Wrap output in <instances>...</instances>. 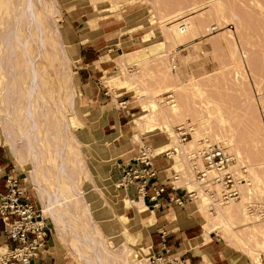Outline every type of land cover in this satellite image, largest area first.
I'll return each mask as SVG.
<instances>
[{"label": "rangeland", "instance_id": "obj_1", "mask_svg": "<svg viewBox=\"0 0 264 264\" xmlns=\"http://www.w3.org/2000/svg\"><path fill=\"white\" fill-rule=\"evenodd\" d=\"M27 1L22 0V9L19 12L16 10L17 0H13L12 6L10 8L8 6L9 9L5 7L6 9L0 10V67L4 74L3 77L5 76L1 78L0 85L6 82V85H1L0 90L5 85L6 91L4 90L3 94L4 98L7 99V105H12L11 107L15 112L17 111V115L19 112L20 116V110L24 108L26 103L22 96L26 97L24 95L26 89L23 87L27 82L28 71L26 67L29 69V63L16 48L18 47L17 41H13L11 35L14 31L10 33V30L12 31L14 26L21 29L26 25L25 19L29 13ZM53 4L57 9L54 7V16L50 20L49 26L52 34L58 36L61 46L58 47L55 41V43L52 42V45L46 44L44 50L47 53L44 52L46 61L43 59V63L50 72L51 85L55 81V83L59 82L58 86L61 85L62 87L60 90L63 92H60L59 99L62 98L60 101H64L62 103L64 116L60 115L61 120L58 118L55 121L50 117L48 109L44 110V115L50 120L52 129H56L59 121H65L64 124L70 129L67 130V134L72 139H68V143H74V145L69 144L71 147L69 149L71 166L68 165L69 163L67 165L62 164V161L60 165L62 169L66 165L67 174L75 179L74 184L78 188H76L75 198L84 194L89 196L92 194V196L97 197V193H100L97 189L98 177L94 173L95 169H93L97 159L91 155V149L97 150V147L96 149L89 147L82 140L93 141L94 146L97 144L94 120L101 112L97 109L98 103L87 104L82 96L75 62L76 49L74 41H71V37L75 33L70 27V19L75 16L72 12L74 7L90 11L96 19H108L107 22L114 24L111 27L117 30L115 33H118V36L123 33L130 34V41L123 45L116 42V48L115 46L112 47L111 63L109 64L111 70L107 74L109 94L105 98H115L117 102L130 101L128 106L138 105L139 111L135 110L138 115L143 108L140 114L151 116L150 121H146L147 128L152 127L154 131H160L166 136V141L169 139V130L176 134L177 127L188 129L190 136L187 140L180 141L179 138L178 140L184 144L195 138V142H192L193 145L186 144L184 146L186 150L189 149L186 151V156L182 157L192 174L191 177L195 180L192 168L196 167L200 171L203 170L202 161L197 153L205 145L228 152L230 157L229 168L234 172L237 179L242 178L244 180L238 184L240 197L237 200L222 201V188L218 184L216 186V183L199 185L197 182L198 185L190 186L189 184V186L191 190L197 193L196 208L202 215L204 222L207 221V218L212 219L210 222L213 224H210V229L214 236L234 250L244 253L256 264H260L259 255H264V218L260 216L255 221L252 215L258 214L251 213L252 215H249L247 206L251 204L264 205V0H53ZM149 11L153 12L152 18ZM18 15L24 17V22L15 23ZM171 16L182 17L187 22L195 21L199 31L194 32L192 29L191 33L193 32L194 35L191 34L189 38H193L191 42L178 46L174 44L175 42L164 39V31L170 27L166 18ZM159 21H163L162 26L159 25ZM189 26L193 28V26ZM174 29L177 30L176 27ZM157 41H164L165 49H168L166 50L168 51L166 57L159 59L160 57L155 55L154 58L149 56L146 57L147 59L144 58L145 60L140 59V54L146 52L143 46ZM33 61H35L33 63L35 67H38V62ZM63 65L68 68V73H66ZM7 80L9 81L7 82ZM56 80L58 81L56 82ZM9 88L10 93H8ZM15 88L17 89L15 90ZM45 89L42 86L41 91L44 92ZM21 93L23 94L21 95ZM10 95L11 97H9ZM11 100L14 102L12 103ZM66 103L69 105L67 106ZM19 104L22 106H18ZM171 105L178 106L176 114L172 112ZM17 107H19V111ZM39 115L41 114L39 113ZM13 126L14 124H11L8 128L9 130L12 129V134ZM36 133L40 139V133H42L40 126ZM14 136L17 134L14 133ZM18 141L20 146H25V143L19 138ZM50 141L51 147H54L52 140ZM60 142L58 145L61 144ZM1 147L8 154L6 147ZM191 155L197 157L192 159ZM78 157H81L83 166L78 163L80 160ZM77 159L79 160L77 161ZM12 164L18 166L13 160ZM42 165L44 167L43 178L47 180L45 183L43 182L44 179L41 178L42 184L48 192H52V185L56 183L55 168L48 167L43 161ZM172 169H174L172 171L178 172V169L173 167V163ZM17 170L22 175L20 177L22 185L30 188L31 183L26 177L25 171L18 168ZM208 177H212L210 172ZM188 181L189 179H186V182ZM111 186L113 187L110 185L109 188H112ZM127 188L130 189L129 199L134 200L140 196L132 186ZM87 190L89 192L85 193ZM207 205L210 207L208 208ZM215 205L217 206L215 207ZM79 207L70 209L72 218L68 219L69 226L75 220L73 216H78L81 210L80 205ZM229 207L231 208L228 209ZM216 208L222 210L221 216H217ZM227 209L229 211L225 213ZM95 210L94 213L97 216ZM79 216L77 219L80 221ZM250 216L252 221L247 220L246 223L245 219ZM45 220L49 224V221ZM89 220L92 222V219ZM137 220L139 219L135 218L124 222L120 218V222L114 223L113 227L119 226L121 231L124 230L128 233V236L125 235L126 232L122 233V236H118L117 245H114L113 239L107 236L108 233L113 232V227L110 231L99 233L107 244L118 252H122L125 249V243L129 241H135V244H139L135 240L139 234L136 231L140 228ZM84 224L85 227L83 224H77V228L80 229L78 233H75L79 234V237L76 236L79 241H82L81 235H83L84 228L89 233L88 222ZM67 232H70L69 229ZM140 233L147 235L145 228ZM145 244L142 241L141 246L134 245L139 253L144 255L143 257L145 254L141 253L143 249L141 247ZM85 252L87 257H93L91 250L88 249ZM144 252L146 253V250ZM157 256L162 255H155L154 257ZM150 257L151 255L146 257L147 261L144 264H148Z\"/></svg>", "mask_w": 264, "mask_h": 264}, {"label": "crops", "instance_id": "obj_2", "mask_svg": "<svg viewBox=\"0 0 264 264\" xmlns=\"http://www.w3.org/2000/svg\"><path fill=\"white\" fill-rule=\"evenodd\" d=\"M72 12L75 16L70 19V27L75 33L71 37V41H74L76 49L75 62L82 96L87 104L98 103L97 109L101 111V114L94 120V130L98 144L95 147H97V154L101 156L96 160V163L103 167V173L111 179L113 191L119 193L117 195L112 194L109 187L106 186L105 188L102 178L95 172L98 177L97 189L100 193H97V197L84 194L81 199L84 200L85 205H99V208L95 210L98 218L91 210L90 213L84 215L82 213L83 208H81L80 221L77 219L78 216L73 213L76 221L73 220L71 226L74 232H79L80 228H77V224L82 221L89 222L90 226L95 224L99 232L104 233V231H110L114 223L120 222L122 216H125L127 221L138 218L140 228L136 231L139 234H137L135 240L137 239L139 244H135L133 241H129L127 244L131 242L133 246H141L142 241L146 243L145 246L141 247L146 250V253L143 249V252L141 250L145 257L151 255L150 258H152L166 252L171 256L179 257L183 264H256L244 253L236 251L228 244L220 241L219 238L214 236L213 231L204 229L205 222L196 208L197 201L185 200L182 205H177L170 202L165 194H162L158 200H150L149 195L152 194V189L149 188L146 191L147 195L143 196V204L146 206L145 214L137 213L134 206L130 209L124 207L123 200L125 198H123L124 195L121 191L123 188L117 186L121 175H123L127 166L134 165V159L142 147L150 146L152 148L157 146L166 141V136L160 131H149L146 123H142L140 127L133 125V120L138 115V105L128 106L130 101L117 102L115 98H105L109 94L107 74L111 70L109 64L111 63L110 53L113 51L112 47L115 46L116 48L117 43L123 45L130 41V34L123 33L118 36V33H115L117 30L111 27L114 24L107 22L108 19H96L90 11H85L83 8L74 7ZM171 154L173 155H158L152 160V166L156 171V181L152 183L163 185L166 193L181 196L184 189L191 190L185 181L186 174L189 173L187 172V165L184 163L183 166L185 167L183 168H186V174L183 172L184 176L182 172L172 171L174 153ZM12 160L5 153L3 147L0 146V194L5 192L3 179L6 175L16 170L19 177L22 176L17 170V166L12 164ZM93 169L95 168L93 167ZM23 187L39 207L38 197L32 187L27 188L24 184ZM172 187L179 190L173 192L171 191ZM88 190L85 193H88ZM89 219H92L93 222H90ZM46 223L50 229L47 221ZM2 228L0 220V253L9 244ZM141 228L146 229L147 235H141ZM112 230L113 233H116L120 232L121 229H119V226L116 228L114 226ZM119 232L118 234L121 233ZM70 236L71 232H65L61 239H57L50 229L48 242L38 257V262L40 264H87L83 262V259L76 256L69 242ZM126 236H128L127 232ZM258 260L260 264H264V255L260 254Z\"/></svg>", "mask_w": 264, "mask_h": 264}, {"label": "bare ground", "instance_id": "obj_3", "mask_svg": "<svg viewBox=\"0 0 264 264\" xmlns=\"http://www.w3.org/2000/svg\"><path fill=\"white\" fill-rule=\"evenodd\" d=\"M12 2H13V0H0V10L5 8V7L8 8V6L10 8L12 6ZM17 2H18V6L16 7V10L19 12L22 9V0H17ZM27 5L29 8V13H28V17L25 19L27 21V23L24 26V28L18 29L17 27L15 28V26H14V29H12V31L10 30V33H12L14 31L13 34H11L13 36V38L10 36V39L12 38L13 41H15V42L17 41L18 47H16V46L15 47L19 49V52L22 54V56L24 58H26L28 60V63H29V69L26 67V69L28 71L27 72L28 76L26 75L27 76V82H26V84L24 83L25 87H23L24 84L22 86L23 88L26 89V94H24V95H26V97L22 96L25 98L26 103L24 104L25 105L24 108H22V110H20L21 116H20L19 112L17 115V111L16 112L14 111L13 107H11L12 105H10V104H8L9 106L7 105V99L4 98V94H3V92L5 90L4 86L6 85L5 84L6 82L3 83L5 85L0 90L2 92V93L0 92V146L6 147L9 157L17 163V165H18L17 168L19 170L25 171L26 177L30 180L31 187L38 197V203L40 204V207H41L40 209L43 212L44 218L49 221L51 231L55 235V237L57 239H61L62 235H64V233L67 232L69 229V231L71 232V237H70L69 242H70L71 247L75 251L76 256L78 258L83 259V262H85L87 264H109L108 262H110L112 264H144L147 261V258L143 257L144 255L142 256L139 253L137 248H135L133 246V243H131V242H130V244L125 243V245H124L125 249L122 252H118L115 248H113L109 244H107L105 239L99 233V230L97 229L95 224H93V226H90L89 222L87 224V222L81 220L82 222L89 225V226H87V228L89 227L88 228L89 233L86 232V228H85V230L83 231V235H81L82 241H79L76 238V236L79 237V234H76L74 232L72 226H69L68 219L72 218V214L70 212V209H72V207L73 208L76 206L79 207V205H80L81 208H83V211H82V209H81V211L85 215V213L88 214L90 212V210L94 211L99 205L98 204H88V205L86 204L85 205L84 200L81 199V197H78L80 195H78L77 198H75L76 197L75 196L76 188H77L75 186L76 184H74L75 179L74 178L72 179L71 177H69V175L67 174V171L65 169L66 165L68 163H69L68 165H70V161H71V159L69 157V149L71 148L69 146V144H71V142L68 143V139H72V138L69 137L67 134V130H70V129L68 128V126L66 124H64V122H65L64 120H63L64 122H62V121L61 122L59 121V123L57 122L58 125L55 124L56 129L55 128H54L55 130L52 129L51 124H50V120L44 115V113H45L44 110H46V109H48V112L50 113V117L55 119V121H56V119L59 118L60 115H63L62 114V109H63L62 103H64V101L61 102L60 99H62V98L59 99V95L61 92L60 89H62V87H61V85L58 86L59 82L55 83V81L51 85L50 72L47 69L48 67L45 66V64L43 63V59L45 60V57H46L44 54L46 44L52 45V42L55 41L56 45L58 47L61 46V44L58 40V36H55L54 34H52V30L49 26V22H50V20H52V18L54 16L53 14H54V10H55L54 9L55 5L53 4V0H28ZM149 13L151 14V18H152L153 12L149 11ZM18 16H17L18 19H15L16 20L15 23L20 24V23H22V21L24 22V17L22 15H18ZM174 18H175V16L174 17L171 16V17L166 18V21H168L167 24H170V27L165 29L166 33L164 31V34H163L164 39L167 41H169V40L173 41V42H175L174 44H176L178 46H183L186 43L191 42V40H193V38L189 39L191 34L194 35L193 32L191 33L192 29L194 30V32H197V31H199V27L197 26V24L195 25L194 20H192V22H187V20H184L182 17H177L175 19ZM179 22H181V23H179ZM161 24L163 25V21H159L160 26H162ZM189 25L193 26V28L190 27ZM0 26H1V24H0ZM175 27L177 30L174 29ZM160 36H162V35L160 34ZM143 47L146 50V52H144L143 54H140V56H139V58L143 59V60H145L144 58L149 57V56H152L154 58L155 55H157L156 57H160L159 59H164L166 57V52H168V51H166L168 49H165L166 45H165L164 41H157V42H153V43L150 42V44L148 43V45L143 46ZM50 48H52V47L50 46ZM61 50H63V49L61 48ZM59 52H57V53H59ZM61 53H62V51H61ZM62 55H63V53H62ZM26 59H25V61H26ZM31 59L36 60V62H38L39 68L35 67V65L33 64V63H35V61L32 62ZM61 59H62V57H61ZM155 60H156V58H155ZM23 62H24V60H23ZM164 62H165V60H164ZM48 65L50 66L49 62H48ZM63 66L65 67V65H63ZM65 69H66V73H68L69 72V70H67L68 68L65 67ZM3 75L4 74L2 72V68L0 67V81H1V78L3 77ZM38 76L40 79L38 78ZM14 79H15V77H14ZM8 81L9 80H7V82ZM17 81H18V79H17ZM57 81L58 80H56V82ZM3 84H1V85H3ZM1 85H0V87H1ZM16 86H17V84H16ZM42 86L44 88H46L44 92L41 91ZM56 86H57V88H55ZM65 88H67V87H65ZM16 89L17 88H15V90ZM62 92H63V90H62ZM8 93H10V88H9ZM71 93H70V95H71ZM22 94L23 93H21V95ZM9 97H11V95ZM23 100L24 99L22 98V101ZM11 102H12V100H11ZM13 102H14V100H13ZM20 105L21 104H19L18 106H20ZM66 105L68 106L69 104L66 103ZM177 107H178L177 105L176 106L171 105V109H172V112L174 114H176V112L178 110ZM18 108L19 107H17V109ZM64 108H66V107H64ZM18 111H19V109H18ZM39 113L41 115H39ZM147 116H150V115H147ZM147 116H146V114H139L138 116H136V118L134 120L132 119L133 125L140 127V125L142 123H146V121H150L151 116L150 117H147ZM59 120H61V117L59 118ZM38 122H39V125H38ZM11 124H14L13 134L11 132L12 129L11 130L8 129ZM39 126L41 127V130H42V133H40L41 134L40 139L37 137V133H36ZM147 129L149 131L154 130L152 127L147 128ZM170 131H172V130H169L168 141H165V142H163L157 146H154L152 148L150 147V148L152 151H154V153H160V152H163L166 150L174 149L176 151V153L174 154V158H173V167L178 169L179 172H182V173L184 172L186 174V172H185L186 168L185 169L183 168V167H185V166H183V163L185 164V160L182 157L186 156L185 155L186 151L189 148H187V150H186V148L184 146H186V144L193 145L192 142H195L194 141L195 138L184 143V144H181V142L178 140V137L176 136L174 131H172V132H170ZM14 133L17 134V136H14ZM18 138L20 141L22 140V142L25 143V146L19 145ZM50 140H52V143H53L55 148L51 147V141ZM82 141H84V143L89 145V147H92V148L95 147L93 142L90 140L87 142L86 139H83ZM59 142L61 143L60 145H58ZM71 145H74V143ZM188 146H190V145H188ZM190 147L192 148V146H190ZM77 148H75V149H77ZM95 149H96V147H95ZM91 150H92L91 155L94 158H96L97 160L99 158H101L100 154H97L96 150H93V149H91ZM72 153H74V152L72 151ZM77 153H75V154H77ZM231 153H233V152H231ZM79 159H77V161ZM106 160H107V158H106ZM42 161L48 167L51 166L52 168H55L54 178L56 180V183H55V185L54 184L52 185L53 187L51 186L52 192H48L42 184V180L44 179L43 178V176H44L43 168L44 167L42 165ZM61 161L63 162L62 164H66L65 167H63V169L61 168V165H60ZM48 163H49V165H48ZM78 163H80L83 166L81 159L78 161ZM94 164L95 165L93 167L96 169L94 171V173L97 172V174H99L100 178H102V181L105 185V188H106V186L109 187L110 185H112L111 179L109 177L107 178L106 174L103 173V167H100L101 165H99L96 162H94ZM77 165L79 166V164H77ZM187 169H188V171L187 170L186 171L189 173V174H186V176H187L186 179H189V181L187 182L188 187L190 188L191 185L192 186L198 185L197 181L191 177L192 174L190 173V170L188 167H187ZM88 173H89V171H88ZM184 173L182 174L183 176H184ZM207 173H209V171ZM46 176H47V174H46ZM88 176H89V174H88ZM84 177H86V176H84ZM41 178H42V180H41ZM44 180H43V182L46 183L47 180H45V181ZM53 182H55V181H53ZM93 184H95V183H93ZM189 184H190V186H189ZM216 186H218V185L216 184ZM127 187H130V186L128 185L125 187V189L121 190L122 194L124 195V196L123 195L122 196H123V198H125L124 200L122 199L124 207H126V209H130V207L134 206V207H136L137 213L143 214L144 211H146V208L143 204V196L140 195L138 198H136L134 200L129 199L130 197H128L129 196L128 193H130L129 192L130 189H128ZM109 189H111L110 191L112 194L117 195L118 191H113V188H109ZM77 192H79V191L77 190ZM209 202H211V201H209ZM205 204H207V203H205ZM216 206L217 205H215V207ZM207 207H208V205H207ZM230 208L231 207H229L228 209H230ZM79 209H80V207H79ZM228 209L225 211V213L229 211ZM216 210H217V216H219V215L221 216L222 210H219V208H216ZM223 210H224V208H223ZM79 215L80 214H78V216ZM81 215L79 217H81ZM252 217L254 218L255 221H257V219H259L260 216L259 215H254V216L252 215ZM252 217L250 216V217L246 218L245 219L246 223H247V220L248 221L251 220ZM121 218L124 222L127 221L125 217L122 216ZM211 220L212 219L207 218V221H206L207 223L205 222V224L203 226V227H205L204 229H206L207 231H211L210 224L211 223L213 224V222H210ZM82 222H80L79 224H81ZM149 222H150V220H149ZM84 223H82V224L85 227ZM251 224H249V225H251ZM256 224H258V223H256ZM212 229H213V226H212ZM118 232L113 233L111 231V233L107 234L108 237H111L113 239L114 245H117V243H118V241H116L118 236H120V235L122 236V233H125L124 230H122V231L120 230V232H121V233L119 232L120 234H118ZM125 235H126V233H125ZM62 242H63V239H62ZM80 247H82V248H80ZM83 249H84V251H83ZM88 249L91 250L93 253L92 254L93 257H91V258L87 257V255L85 253V251H87ZM81 250L85 254L82 253Z\"/></svg>", "mask_w": 264, "mask_h": 264}, {"label": "built area", "instance_id": "obj_4", "mask_svg": "<svg viewBox=\"0 0 264 264\" xmlns=\"http://www.w3.org/2000/svg\"><path fill=\"white\" fill-rule=\"evenodd\" d=\"M176 134L180 141H185L190 136L189 130L184 127H177ZM172 152L176 153L174 149L154 153L150 146L142 147L134 159V165L126 167L117 186L124 188L130 185L136 189L138 195L144 197L147 195V189L151 188L150 200H158L162 194H165L170 202L177 205H182L185 200L198 201L197 193L193 190L186 188L183 190V195L176 196L166 193L163 185L152 183L156 181V171L152 166V160L158 155L172 156ZM197 156L203 164L201 171L196 167L192 168L198 184L216 183L222 188V201L237 200L240 197L238 184L244 180L237 179L229 168L228 154L222 149L205 145ZM197 156L191 155V158L195 159ZM207 171L212 174L211 178L208 177ZM3 180L5 192L0 194V220L3 226L2 232L9 244L0 253V264H40L38 257L44 250L50 235L43 212L23 187L16 170L6 175ZM178 190L171 188L173 192ZM247 211L249 215L258 214L264 218V205L262 204L248 205ZM161 255L150 258L148 264H183L179 257L171 256L166 252Z\"/></svg>", "mask_w": 264, "mask_h": 264}]
</instances>
